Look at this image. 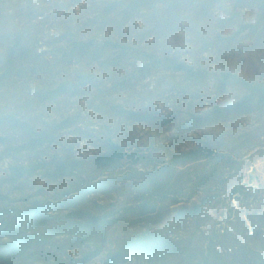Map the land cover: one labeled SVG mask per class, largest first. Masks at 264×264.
I'll return each mask as SVG.
<instances>
[{"label":"rangeland","instance_id":"obj_1","mask_svg":"<svg viewBox=\"0 0 264 264\" xmlns=\"http://www.w3.org/2000/svg\"><path fill=\"white\" fill-rule=\"evenodd\" d=\"M135 2L0 0L6 37L0 61L14 40L24 52L16 55L11 85L3 86L5 114L16 121L0 128V208L17 219L34 203L58 204L79 188L83 199L53 208L47 227L62 224L56 220L71 218L74 209L112 212L135 196L133 168L151 169L190 148L212 149L225 156L203 227L238 234L264 258V112L197 125L244 94L237 80L222 85L223 73L264 79V0H148L138 8ZM109 142L150 159L133 165L127 158L119 171L102 172L93 158ZM226 157L231 160L223 162ZM63 162L73 166L54 176ZM176 206L160 203L157 214L121 226L102 245L64 233L20 255H0V264H50L54 257L111 264L110 254L127 236L160 228ZM35 225L27 233L39 230ZM183 236L182 229L170 233L172 242ZM166 263L141 253L119 264Z\"/></svg>","mask_w":264,"mask_h":264},{"label":"trees","instance_id":"obj_2","mask_svg":"<svg viewBox=\"0 0 264 264\" xmlns=\"http://www.w3.org/2000/svg\"><path fill=\"white\" fill-rule=\"evenodd\" d=\"M148 0H137L135 7H141ZM3 22L0 21V38L6 39L2 34ZM21 41L14 40L5 51V59L0 61V128L6 123H15L16 118L11 114H5L3 105L4 89L6 84L11 85L12 76L17 71L16 55L24 54ZM17 56V57H18ZM221 84H227L237 80L244 94L239 101L229 107H217L205 118H200L197 125L209 124L218 121L230 113L256 111L264 112V79L250 81L231 73H223ZM253 107V108H251ZM213 153L212 149L190 148L185 151L170 154L169 158L151 169H134V174L129 178L134 179L135 196L132 200L120 201L118 210L112 212H87L82 213L80 209L71 210V218H59L56 221H63L56 227H47L48 217H51V210L60 209L57 205L64 207L77 206L81 201L84 192L79 188L76 195L62 200L58 204H46L36 202L23 216L17 219L8 216L3 208H0V255L4 258L20 255L26 249L35 248L48 243L54 236L69 233L81 240H92L102 245L108 241L123 225L135 223L136 218L152 217L159 212L158 205L167 201L169 204H177L174 214L158 229H145L127 236L119 247L110 254L111 264H119L126 258L141 253L152 258L167 260L166 264H264V258L258 250L251 247L247 241H242L238 234L229 237L227 234L216 230H209L203 227L204 206L218 198L213 188L214 180L219 175L222 167L221 160ZM150 155L143 152L124 150L117 143L109 142L108 150L93 158L94 165L100 171L114 172L122 169L124 159H130L133 165L149 160ZM225 161L231 158H224ZM73 162H63L56 166L54 176H61L66 173ZM189 166L184 174H176L182 171V167ZM104 184L103 180L89 185L95 189ZM237 190H234V193ZM66 195V194H65ZM198 196L199 200L195 197ZM70 203V204H69ZM31 223L39 230L27 233ZM178 229L184 230V236L177 242H172L170 233ZM206 233V234H205ZM7 236L10 240L2 241ZM200 242L197 249L192 241ZM50 264H74L60 257H54Z\"/></svg>","mask_w":264,"mask_h":264}]
</instances>
